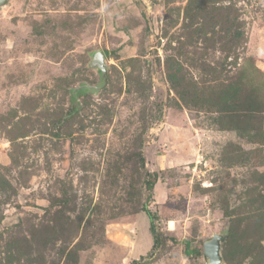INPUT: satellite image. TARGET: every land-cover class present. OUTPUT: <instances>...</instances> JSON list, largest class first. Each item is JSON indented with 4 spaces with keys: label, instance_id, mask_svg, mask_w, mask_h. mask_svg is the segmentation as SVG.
I'll list each match as a JSON object with an SVG mask.
<instances>
[{
    "label": "rangeland",
    "instance_id": "1",
    "mask_svg": "<svg viewBox=\"0 0 264 264\" xmlns=\"http://www.w3.org/2000/svg\"><path fill=\"white\" fill-rule=\"evenodd\" d=\"M226 227L264 264V0L0 7V264H206Z\"/></svg>",
    "mask_w": 264,
    "mask_h": 264
},
{
    "label": "water",
    "instance_id": "2",
    "mask_svg": "<svg viewBox=\"0 0 264 264\" xmlns=\"http://www.w3.org/2000/svg\"><path fill=\"white\" fill-rule=\"evenodd\" d=\"M8 0H0V7L6 5ZM91 66L101 71V80L97 85L86 86L94 92H100L106 87L108 78V64L106 62V54L104 50H98L93 54ZM229 233V227L223 232L215 233L204 242V258L206 264H226L222 254V246L226 241Z\"/></svg>",
    "mask_w": 264,
    "mask_h": 264
},
{
    "label": "trees",
    "instance_id": "3",
    "mask_svg": "<svg viewBox=\"0 0 264 264\" xmlns=\"http://www.w3.org/2000/svg\"><path fill=\"white\" fill-rule=\"evenodd\" d=\"M146 184L148 186V188L151 190L153 188V183L155 181L154 176H152V174H147V178H146ZM143 210L148 214V216L151 219V231L152 234L154 236V245L155 246L156 242L159 240V232L157 231L156 228V224H155V219L153 218V215L151 213V211L148 209L147 204L144 206ZM145 256H142L141 258H144Z\"/></svg>",
    "mask_w": 264,
    "mask_h": 264
},
{
    "label": "crops",
    "instance_id": "4",
    "mask_svg": "<svg viewBox=\"0 0 264 264\" xmlns=\"http://www.w3.org/2000/svg\"><path fill=\"white\" fill-rule=\"evenodd\" d=\"M138 218H139V216H138ZM140 220H142V222H143L144 224H146V217H145V215L143 216V218L140 217ZM143 227H144V231L147 232V227H145V226H143ZM150 237H151V239H152V241H153V245H154V236H153L151 230H150ZM153 245H152V247H153Z\"/></svg>",
    "mask_w": 264,
    "mask_h": 264
}]
</instances>
